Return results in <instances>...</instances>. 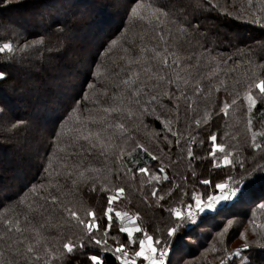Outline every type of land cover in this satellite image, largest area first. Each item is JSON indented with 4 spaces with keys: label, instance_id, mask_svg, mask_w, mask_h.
Returning <instances> with one entry per match:
<instances>
[{
    "label": "trees",
    "instance_id": "1",
    "mask_svg": "<svg viewBox=\"0 0 264 264\" xmlns=\"http://www.w3.org/2000/svg\"><path fill=\"white\" fill-rule=\"evenodd\" d=\"M135 3L145 5L141 10L142 15H148L152 11L148 6L152 5L153 8H160L161 13H167V16L158 13L162 21L158 25L155 20L149 24L147 20L134 18L130 13V7L135 6L133 0H0V46L4 42L13 45L11 53H0V71L7 74L5 79H0V107L5 109L10 122H23L11 131L0 128V148H21V152L8 163L20 157L28 161L27 166L20 169L23 179L17 180L14 177L17 166L1 167L6 163L0 160V234L5 231L3 219H15L20 214L19 218L23 221V215L27 214L33 223L45 222L41 229L47 238L45 247L59 249V253H62L52 259L41 246H36L40 249L41 259L35 261L30 256L18 254L16 246L5 236L0 240V252L3 253L0 264H45V261L47 264H90L89 257L96 253L103 258L104 264H119L112 252L103 250V245L89 244L86 240V247L72 254L62 249L66 238L77 233L78 227L74 222H65V214L50 200H42L40 194L47 196L48 193L38 188L40 184L48 183L49 172L55 177L57 171L60 176L55 180L59 181L60 191L49 189V192L58 195L62 202L75 203L78 209L82 206L96 211L101 229L107 224L103 215L107 197L114 194L115 188H124L123 196L112 205L113 220L107 237L108 245L112 247L115 246L113 237L121 243L126 242V234L120 232L119 228L130 226L127 220L121 224L115 211L138 214L139 226L150 235L162 236L175 220L166 211L168 207L180 200L194 204L192 197L197 193H219L211 185L200 183L201 180L220 183L229 176L234 179L244 176L241 187L245 194L242 199L223 205L213 214L199 215L195 224L186 222L178 232L182 240L172 242V246L176 249L177 261L187 260L191 264H220L221 259H226V264H264V245L248 243L249 247L240 256L233 257L213 251L214 247H221L217 233L224 230L229 219L233 223L228 226L224 246L230 253L236 250L232 248L234 242L239 241L244 246V231L250 233L255 224L263 225L264 222V210L258 206L264 202V171L248 174L254 165L264 167V135H261L264 133V102L258 100L249 113L245 99L248 78L264 75V0H251V5L249 0H135ZM55 5L61 10L56 16ZM35 17L40 19L36 20ZM85 19L88 29L81 32L78 24ZM56 20L67 25L64 31L54 30ZM181 28L187 31L182 32ZM160 30H163L169 42V51L177 53L182 67L194 65L200 58L201 65L210 60L213 67L219 65L220 71L211 79L205 77L202 80L204 91L198 95L189 86L187 95L191 97L190 100L177 102L175 84L171 85L172 99L161 97L148 105L156 109L160 119L157 120L155 115L142 117L147 128L135 117L122 118L126 128L123 135L128 138L126 148L143 144L159 157L152 160L140 148H135L130 154L125 151L123 165L132 168L133 172L122 175L121 162L115 157L106 159L99 149L88 152L87 144L83 141L79 142L83 150L73 146V137L77 135L75 129L78 127L74 112L80 109L83 115H87V109L97 106L93 103L96 100L100 101V106H108L104 90L109 96L119 92L121 89L114 87V81L127 76L126 73L115 76L119 72L116 65L123 66L125 63L121 60L125 55L123 47H131L135 55L141 45L154 46L157 41L153 37ZM33 38L41 39L43 43L33 45ZM113 39L118 41L115 46L111 44ZM25 44L28 46L25 47ZM171 60L170 56V63ZM97 69L101 72L99 76ZM69 70L79 78L74 87L60 93L61 73ZM190 71L196 73L204 69L192 68ZM36 81L43 85V92L29 97L31 99L24 98L30 95L31 86ZM154 83L147 82L148 86L144 89L147 95L142 93L139 98L142 105L147 104L149 95H159L169 88L164 82H160L158 89L153 88ZM58 94L62 95L60 99H56ZM256 94L259 95L258 92ZM54 99L55 105L51 104ZM233 99L237 100L235 105H231ZM225 102L230 105L227 115L222 111ZM133 107L139 112V105ZM165 119L172 121L170 126L177 136L164 129ZM248 119L252 120L251 129ZM196 120L201 123L197 125ZM253 131L257 133L255 143L261 145L259 149L253 146ZM61 132L60 140H56L54 134ZM213 134L217 136V143L225 145L232 164L216 167L223 153L217 151L215 157L210 155L214 149L209 137ZM115 136L117 143H123L118 130ZM164 136L171 144L163 139ZM177 139L179 144L176 143ZM190 140L195 143L189 144ZM31 143L35 145L28 149ZM189 147L194 154L191 158L187 156ZM60 148H64V151L61 152ZM72 152L78 155L72 157L71 162L80 163L81 167L74 169L73 176L69 177L61 164ZM49 159L52 168L45 172ZM241 162L243 167L240 166ZM139 167H148L149 174H158L160 167L165 169L168 180L156 185L158 195H165L163 201H157L156 197L150 195L155 181L147 183V177L137 171ZM84 169L98 171H85L90 179L82 180L75 173ZM74 179L75 185L72 182ZM93 180L95 191L92 190ZM104 181L110 189L107 192L101 190ZM33 186H37V193L31 191ZM169 188L171 195H166ZM33 202L34 207L39 209L37 212L28 209ZM96 234L104 238L102 232ZM24 235L28 237L26 242L34 243L31 233ZM76 238L73 236V239ZM133 238L138 240L142 237L134 233ZM132 247L130 245L129 249Z\"/></svg>",
    "mask_w": 264,
    "mask_h": 264
},
{
    "label": "snow or ice",
    "instance_id": "2",
    "mask_svg": "<svg viewBox=\"0 0 264 264\" xmlns=\"http://www.w3.org/2000/svg\"><path fill=\"white\" fill-rule=\"evenodd\" d=\"M135 6L130 7L131 16L138 18L140 20H147L149 24L153 23L155 20L156 24L162 23L159 18V14L167 16V13H161V9L156 7L153 8L152 5L148 7L152 11L148 15H142L141 10L145 8L143 3H135ZM249 5H251V0H249ZM65 25L60 20H56L53 28L57 32H62L66 29ZM188 27H191L189 25ZM155 31V30H154ZM180 31H187L186 28H181ZM157 43L152 46L141 45L139 47L138 53L133 55V49L131 47H123L124 56L121 57L125 63L123 66L116 65L119 68V72L115 73V76H121L122 73H126V78H120L118 81H114V87L121 89L119 92L113 93L109 96L107 90H104V96L107 97L108 106H100V101H94V105H97L94 108L87 109V115H83L80 109H77L74 112L75 120L77 121L78 127L75 129L77 135L73 137V146H79L83 150V145H80L79 142L83 141L87 144L86 151L91 152L92 150L99 149L101 155L106 159L109 156L115 157L117 161L121 162L122 175H127L133 172L132 168L124 167L123 160L125 156V151H128L129 154L135 150V148L142 149L152 160H157L159 157L154 154L152 151L148 150L143 144H135L133 148H126L127 137H124L123 133L126 131L125 124L122 122V118L132 119L136 118L140 121L145 128L147 124H144L142 117L146 115H155L157 120L160 119L159 115H156V109L150 108L152 102L158 101L161 97H167L168 99L173 98V93L170 90V86L175 84L176 92L178 95L175 96V100L178 102L181 99L190 100L191 97L187 95V89L191 86L192 92L196 95L204 91L202 80L207 77L211 79L216 73L220 71L219 65H211L209 60L204 65H201L200 58H197L196 63L188 64L187 66L182 67L180 64V58L177 56L175 51H169V42L165 38V33L163 30L155 32L153 37ZM143 40V37H141ZM43 43V40L33 38V45H40ZM118 41L113 39L111 44L113 46L117 45ZM132 43H135L134 41ZM28 45L25 44V47ZM7 51L11 53L13 51V45L10 42H4L0 46V53ZM111 51V48H109ZM151 54V55H149ZM172 57L171 63L169 62V57ZM189 60L191 57L188 58ZM150 61H155L151 63ZM203 68V72L193 73L190 69ZM101 74L100 69H97V75ZM6 73L0 71V79L6 78ZM143 77V79H142ZM114 79V78H113ZM148 81H155L156 83L152 84L153 88H159L160 82H164L169 88L164 89L159 95L151 94L149 95V100L147 104H141L140 97L144 93L145 87H147ZM122 86V88H121ZM91 87V86H90ZM259 93L257 95L256 93ZM147 95V93H144ZM245 99L247 100V111L251 113L252 109L256 107L258 100L264 102V75L256 77L253 75L248 78L246 84ZM237 103L236 99L231 101V105ZM133 105H139V112H137ZM176 107H179V104H176ZM230 105L225 102L223 104L222 111L225 115L228 113ZM23 122H10L7 113L3 107H0V128H3L5 131H11L20 126ZM172 123L171 120L165 119L163 122L164 129L171 133L173 136H177V133L173 131L170 126ZM195 123L199 125L200 120H196ZM249 129L252 128V120L248 119L247 121ZM10 125V126H9ZM116 130L120 133V139L123 143H117V137L115 136ZM56 140H60L63 133L54 134ZM153 135L158 136L159 133H153ZM264 135V133H261ZM257 133L252 132V141L253 146L257 149L261 145L256 144ZM210 140L213 144V151L210 153L213 157L216 156V152L219 151L223 153V163L225 165L232 164V160L229 159V154L225 151V145L217 143V136L215 134L210 135ZM164 140L168 141L171 144V141L168 140L167 136L163 137ZM179 144V139L176 141ZM189 144L195 143L194 140H190ZM59 147V145H57ZM60 151L63 152L64 148H60ZM77 152H72L64 159L61 164V167L66 170L65 174L69 177L73 176L74 169H80V163L71 162V158L77 156ZM193 151L189 147L187 150V156L189 158L193 157ZM135 163V161H132ZM220 165L217 164L216 167ZM243 167V162L240 164ZM52 168L51 159L48 161L47 167L44 169L45 172H48ZM264 171V167L254 165L253 168L249 171V175L255 171ZM85 171H98V169H84L79 170L75 174L79 179L87 180L90 177L85 175ZM137 171L141 174H144L147 177V183H152L153 188L150 195L156 197L157 201H163L165 195H158L159 189L156 185L160 184L163 181L168 180V175L165 172L163 167L158 168V174H149L150 169L148 167H139ZM195 175V173H193ZM60 172L55 173V177H59ZM49 181L47 184H40L38 188L43 190V192L48 193L47 196L40 194L42 200H50L52 205L57 207L62 213L65 214V222L71 224L75 223V226L78 227L77 233H72L71 236L66 238V242L62 244V249L66 250L67 253L72 254L79 249L86 247L85 240L89 244H95L97 246H104V251L112 252L115 256V259L119 261V264H191L190 261L181 260L177 261V252L173 248L172 242H180L182 237L178 235V232L186 222L196 223L198 216L205 211H217V206L221 205L222 202H234L242 199L244 197V189L241 187L244 184V176H241L240 179H234L229 176L225 182L213 183L209 179H203L200 181L203 185H211L214 189L219 190V194H195L192 199L193 203H184L183 200H180L176 205L170 206L166 209L170 217H175V220L172 222L170 227L166 228L164 235L154 236L150 235L147 230L138 225L140 216L129 215L127 212L115 211V216L119 218L121 224L127 220L128 225L122 226L119 228V231L126 234V242L121 243L117 238L113 237L114 247L108 245V233L111 230V222L113 220L112 213L114 212L113 203L123 196L124 188L117 187L114 190V194L107 197V207L104 210L103 215L106 217L107 224L103 229H101L98 223L97 213L94 210H89L83 208L82 206L78 209L75 203L69 202L65 203L60 200L58 195H53L49 192V189H55L60 191V184L58 180H55L53 173L49 172ZM134 178V177H133ZM186 179V177H185ZM55 180V182H54ZM73 184H76L74 179ZM107 182L104 181L101 183L102 191H109L110 189L105 186ZM145 183V181H141ZM179 187V185H176ZM37 186H33L31 191L33 193L38 192ZM92 190L95 191V180H93ZM186 194V193H185ZM166 195H171V188L167 191ZM35 202L28 205L30 212H37L39 209L34 207ZM163 207V205H159ZM259 209L264 210V202L259 203ZM19 215L15 219H3L2 223L4 224L5 231L0 234V240L4 239L7 236L8 240L12 241V245H15V251L21 255L30 256L33 260L39 261L41 259L40 249L36 246H41L43 251L47 254L48 257L56 259L59 253V249L53 250L50 247H45L47 238L42 234L41 229L44 228L45 222L33 223L27 214L23 215V221L19 218ZM50 220V218H49ZM23 222V226H22ZM233 221L229 219L227 221L228 226L232 225ZM37 224L39 226H37ZM260 228H264V225H258ZM159 231V229H157ZM97 232H102L104 238L97 236ZM228 232V227H225L223 231L218 232L220 240L219 243L221 247L219 249L213 248V251L223 252L226 257L240 256L241 252L239 250L234 253L227 251V248L224 246V237ZM25 233H31L33 235V242L28 241V237L25 236ZM86 233V235H84ZM134 233H139L142 238L134 239ZM73 236L77 237L73 239ZM245 243L244 248L247 249L249 244L247 243V236L244 237ZM23 245V248H21ZM133 246L131 250L129 246ZM11 247V245H10ZM171 253V258H170ZM62 255V253H59ZM3 253L0 252V256ZM90 264H104L103 258L99 253L93 254L89 257ZM47 264V261H45ZM220 264H226V259H221Z\"/></svg>",
    "mask_w": 264,
    "mask_h": 264
},
{
    "label": "rangeland",
    "instance_id": "3",
    "mask_svg": "<svg viewBox=\"0 0 264 264\" xmlns=\"http://www.w3.org/2000/svg\"><path fill=\"white\" fill-rule=\"evenodd\" d=\"M55 8H56V10H55L56 13L54 14V16H56V14L59 13V11H61L57 7V5H55ZM42 14H44V10H42ZM34 19L38 20V19H40V17H35ZM86 23H87V19H85L84 22L81 23L80 25L78 24V28L81 30V32L86 31L88 29V27H86V25H87ZM70 34L72 35V33H70ZM73 34L76 35L74 30H73ZM71 38H73L75 40H78L74 36L73 37L71 36ZM61 75H63V76L61 78L62 86H61V89L59 91L60 93H61L62 90H66L67 91L70 87H72V86L74 87L76 81L79 78L78 75L72 74V72L70 70L66 71V72H62ZM51 85H53V84L51 83ZM42 86L43 85L39 81H36L35 84L33 86H31V91L29 93L30 95L28 97L25 96L24 98L28 99L29 97H32L33 95L41 94L43 92L42 91L43 90ZM7 90H9V89H7ZM18 94L21 95L23 93H18ZM61 97H62V95L58 94L56 99H60ZM29 99H31V98H29ZM56 99L52 100L51 104L55 105V100ZM34 145H35L34 143H31L29 145L28 149L33 148ZM19 152H21V148H19L17 146H12L10 149H5V150H3V148L1 147L0 148V160L3 161V162L5 161V163H6V164H2L1 167L3 166V167H6V168H10V167H13V165H16L17 167H16V169L14 171V177L17 180H22L23 179V174L20 171V169L21 170L24 169L27 166L28 161H26V159H23L22 157H20L19 159L14 160L12 163H8V160L11 162V160ZM216 164L224 166L225 164L223 163V158H220L219 161L216 162ZM258 225H262V224L261 223L255 224V227L252 229V232H250V233L248 232L246 234V231H244L243 237L247 236V243H254V244H257V245H264V244H262L264 242V231H263L264 228H260V227H258ZM263 225H264V222H263ZM226 227H228V224H226ZM200 229L202 230V228H199V230ZM242 245H243L242 243L240 244L239 241H236V242L233 243L232 248L234 247L236 249L235 251L239 250L241 252V254H242L243 253L242 251L246 250L244 248V246H242ZM138 264H139V262H138Z\"/></svg>",
    "mask_w": 264,
    "mask_h": 264
},
{
    "label": "crops",
    "instance_id": "4",
    "mask_svg": "<svg viewBox=\"0 0 264 264\" xmlns=\"http://www.w3.org/2000/svg\"><path fill=\"white\" fill-rule=\"evenodd\" d=\"M218 194H219V193H218ZM228 203H231V202H227V203H226V202H222L221 205H218V206H217V209L220 208V207H222V206L225 205V204H228ZM204 213H206V214H210V213H215V212H212V211H205ZM202 214H203V213H202ZM202 214H201V215H202ZM144 263L147 264V262H144Z\"/></svg>",
    "mask_w": 264,
    "mask_h": 264
},
{
    "label": "built area",
    "instance_id": "5",
    "mask_svg": "<svg viewBox=\"0 0 264 264\" xmlns=\"http://www.w3.org/2000/svg\"><path fill=\"white\" fill-rule=\"evenodd\" d=\"M234 202H235V201H234ZM232 203H233V202H231V203H228V204L230 205V204H232ZM201 214H202V213H201ZM201 214H200V215H201ZM202 215H206V213H203Z\"/></svg>",
    "mask_w": 264,
    "mask_h": 264
}]
</instances>
